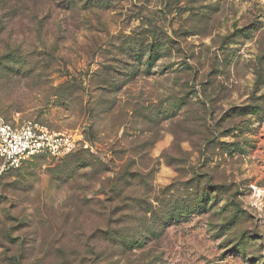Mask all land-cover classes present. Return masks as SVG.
I'll return each instance as SVG.
<instances>
[{
  "label": "rangeland",
  "instance_id": "rangeland-1",
  "mask_svg": "<svg viewBox=\"0 0 264 264\" xmlns=\"http://www.w3.org/2000/svg\"><path fill=\"white\" fill-rule=\"evenodd\" d=\"M68 2L0 0V114L82 136L0 175V264H264V0Z\"/></svg>",
  "mask_w": 264,
  "mask_h": 264
},
{
  "label": "built area",
  "instance_id": "built-area-1",
  "mask_svg": "<svg viewBox=\"0 0 264 264\" xmlns=\"http://www.w3.org/2000/svg\"><path fill=\"white\" fill-rule=\"evenodd\" d=\"M82 136L70 130H55L34 119L12 120L0 114V157L4 171L21 167L37 155L64 157L81 145Z\"/></svg>",
  "mask_w": 264,
  "mask_h": 264
},
{
  "label": "trees",
  "instance_id": "trees-1",
  "mask_svg": "<svg viewBox=\"0 0 264 264\" xmlns=\"http://www.w3.org/2000/svg\"><path fill=\"white\" fill-rule=\"evenodd\" d=\"M66 1H69L68 3H71V2H73V3H71L69 6H66V7H69V8H71V7H74L75 5H78V4H80V2L82 1V0H66ZM71 6V7H70ZM20 168V167H19ZM18 169V168H17ZM182 215V214H181ZM180 215V216H181ZM183 216V215H182Z\"/></svg>",
  "mask_w": 264,
  "mask_h": 264
}]
</instances>
